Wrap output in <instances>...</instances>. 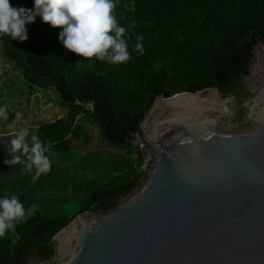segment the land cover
Listing matches in <instances>:
<instances>
[{"label": "water", "instance_id": "95a60500", "mask_svg": "<svg viewBox=\"0 0 264 264\" xmlns=\"http://www.w3.org/2000/svg\"><path fill=\"white\" fill-rule=\"evenodd\" d=\"M210 91L158 96L129 125L142 164L131 192L74 218L45 264H264V88L240 134L220 129L229 108Z\"/></svg>", "mask_w": 264, "mask_h": 264}, {"label": "trees", "instance_id": "16d2710c", "mask_svg": "<svg viewBox=\"0 0 264 264\" xmlns=\"http://www.w3.org/2000/svg\"><path fill=\"white\" fill-rule=\"evenodd\" d=\"M128 1L130 10L114 0L117 21L126 29L130 60L112 65V80L87 72L73 57L48 55L35 41L19 42L10 37L0 41L5 59L21 71L25 83L52 87L58 104L68 112L66 118L41 125L35 133L52 145V151H62L59 149L67 139L75 137L76 120L88 115L110 146L133 148L141 162V153L133 146L135 130L129 125L143 118L156 97L162 93L168 99L186 92L187 85L198 84L225 91L245 73L259 35L264 39V0ZM10 4L33 7L32 0H10ZM117 10H123L122 19ZM138 35L143 36L142 56L134 50ZM171 75L173 81L169 80ZM88 104H93L91 111L85 110ZM16 117L17 110L11 109L1 126L0 172H16L20 167L3 163L12 159L3 141L12 132L6 124L15 123ZM131 185L126 182L91 193L80 213H104L112 201L131 192ZM73 219H48L37 212L19 221L14 231L0 238V264L45 258L51 252L53 237Z\"/></svg>", "mask_w": 264, "mask_h": 264}, {"label": "rangeland", "instance_id": "374dc122", "mask_svg": "<svg viewBox=\"0 0 264 264\" xmlns=\"http://www.w3.org/2000/svg\"><path fill=\"white\" fill-rule=\"evenodd\" d=\"M120 3L125 9L130 10L131 4L128 0H116L117 5H120ZM116 15L119 19H122L123 10H117ZM26 27L28 31V40L37 42L41 49L48 55L56 57H73L78 60L79 64L83 65L87 72H94L101 76H109L110 80L113 79L114 68L111 64L99 61L95 57L85 59L65 50L58 41L60 29H54L42 23L39 17L36 18L34 23L26 25ZM2 50L3 47L0 43V106H6L9 112L11 109L17 110V107H19L18 110L23 116H29L28 121L31 124L29 127H33L32 120L35 122L34 127H36V125L41 126L42 111H40V109L43 104L41 98L42 96L44 98H51L53 103H56V100L59 101L54 89L52 87L38 88L33 85H27L21 75V71L13 68L14 65L5 59ZM122 83H124V81ZM31 111H33L34 114ZM32 115L33 117H30ZM50 116H52V112ZM5 122V119L0 118V129L1 125ZM17 126L20 127V129L23 128L21 122L18 123ZM75 127V137H72L73 139H71L70 142L60 147L59 151H62L58 152L54 150L56 154H53L54 157L51 159L52 170L48 174L42 175L35 183L32 182V175L23 174L18 172V170L16 172H0V196L18 195L26 210L25 217L22 221L31 218L37 212L45 218L57 219L60 217L72 218L73 216L76 218L81 214L80 212L83 211L86 199L76 195V185L79 182H84L79 172L89 170L92 161L79 154H95L96 156H98V154H108L107 157L108 160H110L112 152L106 153L96 150L104 145L110 146L102 137L101 130L97 125L90 121H80ZM6 140L9 144L11 143L10 138H6ZM111 148L114 151L118 149L116 147ZM122 149H128L125 150L127 152L134 151L131 147ZM6 150L8 154H10V157L13 158L11 145L9 147L6 145ZM115 163L120 166L119 161ZM102 172L111 175L108 181L114 183H118L122 175L118 176V174L112 173L110 169H106ZM4 177L8 178V183L2 181ZM114 177L117 178L114 179ZM70 182L73 183V186L69 189ZM93 184L91 188H94L93 192L103 189L97 185V182L93 181ZM82 187L87 188L85 184H82L79 186V189Z\"/></svg>", "mask_w": 264, "mask_h": 264}, {"label": "clouds", "instance_id": "9594fccd", "mask_svg": "<svg viewBox=\"0 0 264 264\" xmlns=\"http://www.w3.org/2000/svg\"><path fill=\"white\" fill-rule=\"evenodd\" d=\"M33 7L12 6L10 0H0V41L24 42L28 39L26 25L40 21L51 28L60 29L58 41L68 52L85 59L95 57L111 65L127 63L130 60L125 27L115 16L114 0H32ZM134 50L144 54L143 36L136 37ZM11 46V45H10ZM88 106V105H86ZM90 111V110H89ZM9 109L0 106V118L8 119ZM14 130L15 123L6 124ZM21 128L11 140L12 159H5V165H22L29 173L34 170L32 182L52 170V145L44 143L38 135ZM25 206L18 195L0 196V238L14 231L17 222L25 217Z\"/></svg>", "mask_w": 264, "mask_h": 264}, {"label": "crops", "instance_id": "0c3cea01", "mask_svg": "<svg viewBox=\"0 0 264 264\" xmlns=\"http://www.w3.org/2000/svg\"><path fill=\"white\" fill-rule=\"evenodd\" d=\"M41 100L43 103L42 108L40 109V111H42V125L52 124V123H54L60 119L66 118L68 112H67V110L63 109L58 104L57 100H56V103H53L51 98H48V97L44 98L43 96H42ZM18 109H19V107H17V117H16V121H15V129L12 130L10 135L3 137V141L5 142V147H6V145L8 147L11 145V143L9 144L7 142L6 138H10L12 140L14 138L15 132H18L20 130V127L17 126L18 123L21 122L22 127L27 128L29 130V134H30L29 136L35 134L36 131L38 130V128L40 127L38 125H36V127H34L35 122L33 120L31 121L33 127H29V125H31L28 121L29 116L28 115L23 116L19 112ZM85 110L89 111V107H85ZM31 112H33V111H31ZM51 112H52V116H50ZM33 114H34V112H33ZM30 117H33V115ZM23 118H25V119H23ZM80 121L92 122L91 119L88 117V115H84V116L79 117L76 120L75 125H78V123ZM71 139H73V138L69 137L67 139V143L70 142ZM111 147L104 145L103 147H99L96 149L98 152H106V153L112 152V157L110 160H108V157H107L108 154H98V156H96L95 154H79L82 157L89 158L92 161V164L90 165L89 170H83V171L79 172L84 182L77 183L76 195L82 196L86 199L91 193H93L94 188L91 189L94 185L93 181L97 182L98 183L97 185L99 187L103 188L102 190H105V189H109L113 186H117V185H120V184H123L126 182H130L131 180H133L134 178H136L140 174V168H141L142 164H141L140 159L137 156L135 151L127 152L125 150H128V149H122V148H118L117 150L114 151V150H112ZM53 154H56V153H54V151H52V155L50 156V159H52L54 157ZM13 155H19V154H13ZM116 161L120 162V166H118V164L115 163ZM19 166L20 167L18 169V172H21L23 174L26 173L29 176L34 174V170L32 173H29L24 166H22V165H19ZM106 169H110V171L112 173L114 172V173L118 174V176H120L122 174L120 176V179H119L120 181L118 183L108 181L109 177L111 175H107V174L102 172V171H105ZM115 178H117V177H114V179ZM2 181L8 183L9 180H8V178L4 177ZM82 184H85L87 186V188L82 187L81 189H79V186ZM69 186H70L69 187V189H70L71 186H73V183L70 182ZM0 189H1V186H0Z\"/></svg>", "mask_w": 264, "mask_h": 264}, {"label": "flooded vegetation", "instance_id": "af4514ba", "mask_svg": "<svg viewBox=\"0 0 264 264\" xmlns=\"http://www.w3.org/2000/svg\"><path fill=\"white\" fill-rule=\"evenodd\" d=\"M258 53V57L255 54ZM259 58V60H257ZM170 81H173L174 75H171ZM178 84V82L176 81ZM264 88V47L260 44L254 46L251 51V57L248 62H246L245 73H241L238 78L227 86L225 91H217V95L222 102H227L229 110L226 113L221 112L218 117V124L222 131L224 132H234L242 133L244 131L252 130L255 127V111L254 104L255 96L261 88ZM211 89L200 88V85H187V91L183 93H193L201 92V98L205 100L211 96L214 99ZM211 92V93H210ZM209 93L211 95H209ZM162 96V93L159 95ZM214 102V100H213ZM215 103V102H214ZM215 107H218L215 103ZM213 114H218L217 111H213ZM112 205H108V209ZM94 214H91L92 216ZM54 244H51V252L42 259H28L23 261L22 264H45L55 257ZM9 264H12L11 262Z\"/></svg>", "mask_w": 264, "mask_h": 264}, {"label": "built area", "instance_id": "2783aa9c", "mask_svg": "<svg viewBox=\"0 0 264 264\" xmlns=\"http://www.w3.org/2000/svg\"><path fill=\"white\" fill-rule=\"evenodd\" d=\"M88 106H89V110L91 111L92 107H93V104H88Z\"/></svg>", "mask_w": 264, "mask_h": 264}]
</instances>
